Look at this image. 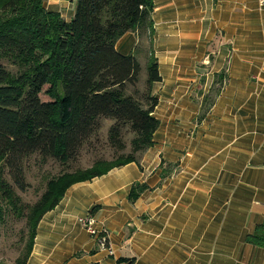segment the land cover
<instances>
[{
	"label": "crops",
	"instance_id": "0c3cea01",
	"mask_svg": "<svg viewBox=\"0 0 264 264\" xmlns=\"http://www.w3.org/2000/svg\"><path fill=\"white\" fill-rule=\"evenodd\" d=\"M44 1L73 18L75 0ZM154 3V145L72 185L39 222L27 264H264V248L247 241L264 224V5ZM138 42L129 32L116 47ZM138 183L147 188L130 201ZM87 213L113 254L78 223Z\"/></svg>",
	"mask_w": 264,
	"mask_h": 264
},
{
	"label": "trees",
	"instance_id": "16d2710c",
	"mask_svg": "<svg viewBox=\"0 0 264 264\" xmlns=\"http://www.w3.org/2000/svg\"><path fill=\"white\" fill-rule=\"evenodd\" d=\"M44 2L0 0V249L16 254L13 264H27L39 222L72 185L139 162L160 126L154 0H75L70 21ZM129 32L140 40L122 54L116 44ZM104 121L105 144L116 154L80 167ZM146 188L134 185L129 200ZM30 191L33 202L25 200ZM247 241L264 248V224Z\"/></svg>",
	"mask_w": 264,
	"mask_h": 264
},
{
	"label": "rangeland",
	"instance_id": "374dc122",
	"mask_svg": "<svg viewBox=\"0 0 264 264\" xmlns=\"http://www.w3.org/2000/svg\"><path fill=\"white\" fill-rule=\"evenodd\" d=\"M140 40V39H139ZM144 46H148L149 45V41L147 38H145L143 41ZM119 52H121L122 54H130L132 52L129 53H125V50L123 48H121L120 50H118ZM6 66L9 69L14 70V67L10 64L5 63ZM144 73L146 74V70L144 68ZM49 86H45L40 94V98L42 101H51L52 99L49 97V95L46 93V91L48 90ZM109 126V122L108 121H104V125L101 128V132L98 135L97 138H94L93 140V146L92 147H86L81 155L80 158V162L79 165L80 167H84L87 166L89 164H91L92 161H94L97 158H106V159H111L116 153L114 152V150H112L111 148H109L106 144H105V137H106V133H107V127ZM52 164V163H51ZM36 169L33 168V171L30 173L31 176H33V172H35ZM59 171L58 168H55L54 172L57 173ZM30 181L35 184V182L37 181V179H33L31 177ZM25 200L29 201V202H33L35 200V196H33L32 191H30L26 196H25ZM98 224V221H97ZM6 247H3L0 249L1 251V255L4 257V261H7V264H13V259L15 258L16 254H12L11 256L5 253V249Z\"/></svg>",
	"mask_w": 264,
	"mask_h": 264
},
{
	"label": "built area",
	"instance_id": "2783aa9c",
	"mask_svg": "<svg viewBox=\"0 0 264 264\" xmlns=\"http://www.w3.org/2000/svg\"><path fill=\"white\" fill-rule=\"evenodd\" d=\"M264 5V0H260ZM78 223L84 228L92 237L95 238L100 248L107 250L113 254V249L109 241V233L106 229L100 228L97 224V219L91 213H87L78 218Z\"/></svg>",
	"mask_w": 264,
	"mask_h": 264
}]
</instances>
